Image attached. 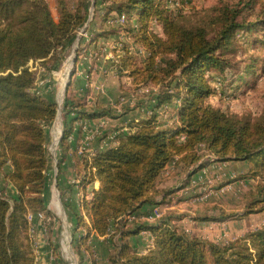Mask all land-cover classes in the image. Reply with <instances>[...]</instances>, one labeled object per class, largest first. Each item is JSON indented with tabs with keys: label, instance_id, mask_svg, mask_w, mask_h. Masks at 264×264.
<instances>
[{
	"label": "trees",
	"instance_id": "obj_1",
	"mask_svg": "<svg viewBox=\"0 0 264 264\" xmlns=\"http://www.w3.org/2000/svg\"><path fill=\"white\" fill-rule=\"evenodd\" d=\"M99 2L106 10L100 16L99 9L97 16L106 21L113 14L124 15V31L145 52L137 62L125 47L126 57L116 69L120 74L127 72L135 86L156 87L150 95L153 109L172 102L179 105L176 116L180 126L175 130L160 126L155 112L148 119L128 120L129 131L118 137L116 145L94 155L91 164L85 158V166L95 168L99 187L91 192L90 200L82 199L91 227L78 246L94 232L112 239L118 235L117 252L109 256L108 264H264V225L220 244L180 230L170 214L153 223L126 218L142 215V209L149 206L170 203L177 191L213 162L247 163L248 171L231 182L264 179V114L257 118L228 114L207 102L213 89L205 74L225 69L218 52L230 43L233 32L244 27L236 22L238 12L225 9L217 15L214 24L218 33L211 37L204 26L188 25L185 16L169 12L160 0ZM57 10L55 20L46 0H0V169H7L5 178L15 190L9 197L0 190V264H33L30 249L21 238L28 227L26 214L36 218L48 210L46 142L58 106L55 99L36 88L32 65L39 64L47 72L59 68L86 25L87 0H81L76 8L59 0ZM90 25L84 30L96 35V26ZM154 26H159L162 34L154 31ZM244 77L238 81L242 83ZM70 97L67 94L64 100L63 116L69 121L62 144L72 122L109 116L112 111L110 106L87 108L80 99ZM141 107L142 102L136 105ZM202 147L204 153H200ZM170 165L174 171H185V177L178 188L161 190L159 177ZM92 176L81 183L84 195L88 184L94 182ZM257 184L245 193L240 211L197 213L194 220L221 222L264 212V183ZM74 218L78 224L79 216ZM143 232L150 234L152 246L139 253L135 238Z\"/></svg>",
	"mask_w": 264,
	"mask_h": 264
},
{
	"label": "rangeland",
	"instance_id": "obj_2",
	"mask_svg": "<svg viewBox=\"0 0 264 264\" xmlns=\"http://www.w3.org/2000/svg\"><path fill=\"white\" fill-rule=\"evenodd\" d=\"M46 1L50 6L54 19L58 20L57 6L59 0ZM64 1L70 7L76 8L81 0ZM99 1L97 5H94V0H87L88 19L86 21V24H91L90 27L96 26L95 31L99 39L94 40L96 38L95 33L91 35V33H87L85 30L81 31V29L77 33L70 51L65 55L57 70L47 72L39 64L32 65L36 72L38 85H41V82L43 86L47 84L48 89L44 93H47L49 97L57 101L60 98L65 78L67 80L64 96L68 94L69 81L72 78H69L68 75H75L76 64L79 60L82 62L83 58H87L92 65H100L101 63L103 64L102 61H105L107 62L105 64L107 65V71L104 74L108 85L105 88L102 85L97 86L96 91L101 95V107H112V111L108 116L110 119H115L118 113L121 116L128 115L131 120H137V118L138 120L148 119L155 112L157 113L156 120L160 126L177 129L180 126L176 116L179 105L176 106V103L172 102L156 110L153 109L150 95L154 93L156 87L135 86L131 83L130 78L127 77V72L120 74L116 69V64L121 63L120 61L126 57L123 52L125 47L129 48L131 54L137 57V62H141L145 52L140 50L139 46L135 45L131 37L124 31L123 23L126 20L124 15L113 14L106 21H102V17L97 16L99 9H102L100 10V16L106 10V8H101ZM160 1L162 6L169 12L185 16L188 25L198 24L204 26L210 32L211 37L216 36L218 33L219 27L214 24V18L217 15L221 14L225 9H233L238 12L236 22L244 27L233 32L230 37V43L218 52L226 64L225 69L223 71L210 70L205 74V78L213 89V94L208 98L207 102L228 114L247 115L252 118L263 115L264 0ZM154 31L162 34L159 26H154ZM88 48L90 49L89 51ZM74 55L76 61L73 65ZM99 61L101 62L99 63ZM247 68H250V70L245 75ZM243 74L245 77L243 82L240 83L238 79ZM97 99V101H100L99 97ZM80 100L82 101V99ZM141 102L143 107L136 108V105H141ZM62 113L58 115L56 121L49 129L46 142L49 160L46 192L48 210L39 214L36 218L31 215L32 213L26 214L28 227L21 234V238L30 249L29 252L33 259V264H108L109 256L117 252L118 235L112 239L109 236L99 237L94 232H91L89 238L84 240V244H80L83 246H78L81 237H85L91 227V218L84 210L81 200L83 192L81 183L84 182V179H90L91 173L95 179H93L94 182L97 181V178L95 176V168H87L83 161L80 167L75 169L71 163L67 166L64 164L63 167L57 166V158L54 156V152L58 143L54 139V135L57 133L56 127L62 122ZM117 129L113 131H117ZM107 133L105 138L108 137ZM183 138L184 136H180V140ZM103 140L104 137L101 138V141ZM111 142H107L109 144L108 147L112 146ZM200 151V153H204L203 147ZM73 162L77 165L78 160L75 159ZM5 171H7L5 167L0 169V190L4 196L9 197L15 194V190L5 178ZM234 177L230 174L227 177L223 175L222 182L214 183L213 185L202 178L192 191L193 193H185V195L191 196L189 199H192L193 204L191 205L193 206L183 205L180 213L187 214L196 211L195 213L198 214L210 213L215 215L220 212L218 209L222 208H225L222 209L225 213L240 211L245 203L244 195L246 192L244 193L243 189H248V186L233 184L234 182L231 181ZM258 181L262 183H258ZM94 182L88 184L87 188L91 189ZM257 183L263 184L264 179H251V186H255ZM183 191L186 192V190ZM196 191H200L201 195H207V197L205 196L202 200L199 199V201L195 202L193 199L198 197H194V193H197ZM175 198L176 196H174L172 201H177ZM78 204L81 206H78ZM194 204L195 206L196 204H201L203 207L195 208ZM227 210L229 211L226 212ZM76 214L80 218L78 224H76L74 218ZM113 232H115L114 229L112 230ZM81 253H83V258Z\"/></svg>",
	"mask_w": 264,
	"mask_h": 264
},
{
	"label": "crops",
	"instance_id": "obj_3",
	"mask_svg": "<svg viewBox=\"0 0 264 264\" xmlns=\"http://www.w3.org/2000/svg\"><path fill=\"white\" fill-rule=\"evenodd\" d=\"M93 48V47H92ZM90 49L88 48V51ZM106 59V57H104ZM79 60L76 64V73L73 74L71 80V87H69L68 95L71 96L70 98L74 99H82V101L86 104L87 108L94 107L96 109H99L101 107V95L96 91L97 86L100 85L103 86V88L107 87V79H105L104 72L107 71V62L102 61L100 65H92L89 59L83 58L82 62ZM99 61V63L101 62ZM36 88L40 91V93L47 97L51 98L47 95L46 90L48 89L47 84L43 86V83L41 82V85H38V82H36ZM66 96V95H65ZM100 101H97L98 97ZM106 100V99H105ZM64 109V108H63ZM64 115V113H62ZM72 117H75V114H71ZM89 123V125L92 127L95 123H101L102 121L105 122V127L102 130V134L95 138L94 141L90 143L88 146L87 152H99L106 149V145L108 142V138H105V135L109 136L113 130L118 128L117 131L119 132V135H123L127 131H129L127 127L128 120H131L128 115H118L115 117V119H110L108 116L105 117H97L94 119H77L76 121L72 122V124L69 126V135L65 141L64 144H62V136L65 129V124L69 119H66L64 116L62 118V122L60 125L56 127L57 133L54 135V139L56 140L57 136L59 135V131H61V135L59 140L57 141L58 146L55 149L54 156L57 158V166L63 167L69 165L70 163L74 166V169L76 167H80V164L82 161H84V157L87 160V155H80L78 153L79 145L81 144V140L84 138L85 134L82 131L81 124L82 121ZM138 120V118H137ZM62 128V129H61ZM53 130V127H52ZM70 136L73 138L72 141H69ZM104 137V140L101 141V138ZM107 139V140H106ZM106 141V142H105ZM77 159L78 163H74L73 161ZM72 166V167H73ZM173 165L168 168L160 175L158 180V188L163 189H171V188H178L181 185V180L185 177V171H182L180 168L176 169V171L173 170ZM204 174V180H208L211 185L214 183H220L222 182L223 175L224 176H238L241 174H244L248 171V165L245 162L242 161H227V162H214L208 165L207 169L205 170ZM228 173V174H227ZM200 174L199 172L196 174ZM195 175V176H196ZM66 176V173H65ZM194 177V176H193ZM66 179V178H65ZM251 180H240L235 181L233 184H243L247 185L248 189H250L251 186ZM210 185V186H211ZM99 183H94L91 189L89 187L86 189V196L87 200H90L92 194L91 192L94 189H98ZM187 187V186H186ZM185 187V188H186ZM74 188V187H73ZM185 188L180 189L176 193V200L177 201H171L170 203L163 204V205H154L149 206L147 208L142 209L141 214L146 215L149 214L154 208H158L161 210L163 216H166L170 214L173 216L172 223L175 224L180 230L182 231H189L188 234L190 235H196L198 237H201L203 239H207L209 241L220 243V244H226L231 241H234L236 239H239L243 237L246 233L256 230L258 228H261L264 225V212L258 213V214H252L248 217H244L241 219H230L227 221H197L194 220V217L197 215L195 212L187 213V214H181L182 212L181 207L183 205H191L192 199H189L190 197L187 196L190 193H193L192 191L185 195V192L183 191ZM248 189H243L244 193L248 191ZM183 191V192H182ZM198 192V191H196ZM200 192V191H199ZM194 204V207H203L201 204L198 205ZM208 205V204H207ZM193 206V205H191ZM205 206V205H204ZM225 209V208H222ZM219 211V210H218ZM227 210L226 212H228ZM233 211V210H232ZM214 215V214H212ZM217 215V214H215ZM152 239L150 238V234L148 232H143L139 236L135 238V246L139 253H145L147 252L151 246H152ZM147 250V251H146Z\"/></svg>",
	"mask_w": 264,
	"mask_h": 264
},
{
	"label": "built area",
	"instance_id": "obj_4",
	"mask_svg": "<svg viewBox=\"0 0 264 264\" xmlns=\"http://www.w3.org/2000/svg\"><path fill=\"white\" fill-rule=\"evenodd\" d=\"M88 25V23L84 26V28L81 30L83 31L85 29V27ZM67 80V79H66ZM66 80L63 84V88H62V92H61V95H60V98L57 99V106H58V115L62 113L63 111V108H64V100H65V85H66ZM58 117V116H57ZM105 127V122H101V123H95L92 127L89 125V123L87 122V120L82 121V124H81V128H82V131L83 133L85 134L84 138L82 139L81 141V144L79 145V148H78V153L80 155H87V161L89 164H91V158L96 155L97 153L99 152H87L88 151V146L90 145V143L92 141L95 140L96 137H98L99 135L102 134V130L103 128ZM128 132V131H127ZM60 135H61V131L59 130V135L57 136L56 140L58 141L59 138H60ZM119 132L118 131H114L112 132L107 138H108V142H111L112 146L115 145L118 137H119ZM72 137L70 136L69 138V141H72ZM184 139V138H183ZM108 143L106 145V148H108ZM110 146V147H112ZM214 163V162H213ZM208 167V166H207ZM204 168L202 169L201 171H199L200 174L194 176L190 182V184L184 189L186 190L185 193H190L191 191L194 190V188L199 184V182L202 180V178L204 179V174H205V170L207 169ZM200 178V180H199ZM75 182V181H74ZM78 183V182H77ZM94 183H98V181H95ZM79 188V187H78ZM194 197L195 196H198L197 198L195 197L193 200L196 202V201H199V199L202 200L203 197H207V195L203 196L201 195L202 193L200 192H197V193H194ZM84 196H82L81 194V200L83 199ZM78 206H81L80 204H78ZM82 215V214H81ZM39 216V215H38ZM84 216V214H83ZM163 216L162 212L160 209L158 208H154L149 214H146V215H131V216H128L126 217L127 220H129L130 222L131 221H134V220H143L147 223H153L155 221H157L158 219H160L161 217ZM186 233H188L189 231H185Z\"/></svg>",
	"mask_w": 264,
	"mask_h": 264
},
{
	"label": "water",
	"instance_id": "obj_5",
	"mask_svg": "<svg viewBox=\"0 0 264 264\" xmlns=\"http://www.w3.org/2000/svg\"><path fill=\"white\" fill-rule=\"evenodd\" d=\"M75 61H76V57L74 55L73 62H72L73 65L75 64ZM68 77L71 78L72 77L71 74H69Z\"/></svg>",
	"mask_w": 264,
	"mask_h": 264
},
{
	"label": "bare ground",
	"instance_id": "obj_6",
	"mask_svg": "<svg viewBox=\"0 0 264 264\" xmlns=\"http://www.w3.org/2000/svg\"><path fill=\"white\" fill-rule=\"evenodd\" d=\"M67 74H68V72H67ZM65 79H67V78H65ZM64 82V81H63ZM59 131V130H58ZM55 207V206H54Z\"/></svg>",
	"mask_w": 264,
	"mask_h": 264
}]
</instances>
